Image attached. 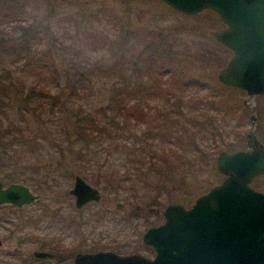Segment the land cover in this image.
Masks as SVG:
<instances>
[{
  "label": "rangeland",
  "instance_id": "obj_1",
  "mask_svg": "<svg viewBox=\"0 0 264 264\" xmlns=\"http://www.w3.org/2000/svg\"><path fill=\"white\" fill-rule=\"evenodd\" d=\"M221 23L212 10H204L196 16H185L171 10L159 0H0V75L3 73L2 68L8 65L13 56L9 51L10 46L21 45L27 38L32 43V48L39 51L44 60L59 68L67 69L73 66L72 69L76 68L78 71L82 65L93 62L119 63L118 65L124 68V78H115L116 75L95 76L88 81L86 89L91 104L97 107L109 101L115 82L123 83L126 89H134V81L137 87L140 85L137 95L143 104L146 117L139 120L130 118L126 122L121 119L129 125L121 134L130 141V133L143 130L148 124L147 119L156 115V109L162 106L163 102L172 110L177 105L186 103L184 98L177 99L180 88L174 80H168L167 75L164 77L167 80H157L152 76L157 63L173 57V67L177 69L188 71L189 67L190 71H206L209 75L217 76L220 65H216L214 61L197 62L196 58L202 44L214 46L209 31L222 27ZM2 42L4 47L1 46ZM230 55L231 53H226L224 56L228 59ZM190 63L193 69L189 66ZM142 65L149 66L152 77H146L145 74L135 75ZM202 65H205L204 69ZM24 75L26 84L38 80L32 74ZM58 80L67 91L66 83L70 78L61 73ZM58 80L50 76L48 82L51 91L57 87ZM15 81L18 82L14 78L13 83H10L7 78L0 77V161L10 164L9 172H19L12 177L25 181L40 195L36 202L27 204L30 209L26 210H36L37 219L33 220L39 226L45 227L47 233L61 236L68 243L87 237L104 242L117 240L130 246L126 252L135 251L152 257V251L142 246L140 234L147 227L163 221L162 208L171 202L189 206L196 196L222 178V174L215 168L216 153L215 158L208 163L201 159L181 171L184 176L182 173L177 176L174 173L169 181L165 180L166 185L156 188L144 185L140 175L134 179V183L128 180L124 181L121 187L102 188L106 183L98 168L100 164L108 163V148L104 145L96 146L93 150H97V153L82 156L81 152L82 157H78L76 148H79V143L73 142L72 152L66 150L61 153L57 147H52L51 154L48 153L49 142L44 136L48 135V129L57 134L58 128L47 127L45 121L59 118L49 120V105L40 98L28 100L25 95L27 86L21 91L16 87ZM158 81L162 83L159 87L162 102L155 98L146 103L145 99L143 100V97H146L144 87L153 86V83ZM195 91L197 90L192 88L182 89L185 98L204 94L203 90L197 93ZM222 98L220 103L216 104L221 106L222 110L211 108L210 111L218 116L220 127H225V141H232L225 142L223 149L245 148L246 134L251 127L250 109L244 102L245 91L229 88ZM191 101L186 103L185 110L189 108ZM39 102H42V106ZM256 103L258 112L260 110L262 114L261 120L256 121V134L264 143V94L256 98ZM223 109L229 112L225 119H221L225 114ZM181 117V121L186 120L188 123L185 116ZM62 118L63 124L70 128L69 117ZM25 139L31 140L30 145H36L37 150L33 151L30 145L28 147V144H24ZM221 139V134L215 140L209 137L203 144H221ZM157 140L163 142L164 147L170 144L168 140ZM120 157L122 159L116 161L120 172H123L125 166L132 171L134 168L128 156L122 154ZM43 161H51L52 165L48 167L41 164ZM31 165H41V174H44L38 176L36 173L32 174L29 168L26 172L21 169L22 166ZM12 167H15V170H12ZM4 170L8 172L6 168ZM77 173L96 185L102 195L99 201L90 202L81 209L75 208L74 198L68 192ZM28 174L34 179L29 178ZM3 175L0 173V179H5ZM43 179L49 183L43 182ZM56 179L58 186H53ZM50 184L51 187L48 186ZM251 185L264 190V175L255 177ZM43 205L47 207L49 214H55L56 218L42 214L40 208ZM57 208L60 210L59 214L53 213ZM136 230L140 234H137Z\"/></svg>",
  "mask_w": 264,
  "mask_h": 264
},
{
  "label": "trees",
  "instance_id": "obj_2",
  "mask_svg": "<svg viewBox=\"0 0 264 264\" xmlns=\"http://www.w3.org/2000/svg\"><path fill=\"white\" fill-rule=\"evenodd\" d=\"M214 43H212L214 46L201 45V50L198 49L197 51V62L200 60L214 61L216 65L220 66L226 62L227 57L224 55L226 53L230 54V51L216 41ZM1 46L4 47V42L1 43ZM32 46L28 38L21 45H11L9 51L12 52L13 56L9 59L8 65L2 68L3 73L0 77L7 78L10 83H13L14 78H16L18 82L15 81V84H17L18 89L24 91V86H27L25 95L28 100L40 98L41 101L43 100L44 103L49 105L48 113L51 116L49 120L55 117L59 118L45 121L47 127L54 126L56 129L58 128L56 130L58 131L57 134L54 130L48 129V135L44 136L49 142L48 153L51 154L52 147H57L61 153L66 150L72 152L73 142L79 143V148H76L78 157L81 156V152L82 156L97 153V150H93L96 146L104 145L108 148V163L100 164L98 168L107 185L102 184L104 185L102 188L110 187L114 189L121 187L123 182L128 180H132V183H134L135 178H139L140 175H142L144 185L153 188L166 185V181H169L170 176L174 173L176 176L179 175L182 173L181 171L201 159H205L208 163L209 160L215 158L216 153L225 147V142L232 143V141H225L223 138L225 127H220L221 123L217 122L218 116L210 111L211 108L221 109V106L218 107L216 104L220 103L219 101L223 99L225 91L231 87L225 86L215 75H209L206 71L194 70L192 63L189 65L193 69L192 71L189 67L188 71L173 67V57L170 60L156 64L152 76L157 80H163L166 79L164 77L167 75V79L174 80L180 88L179 95H176L178 96L177 99L182 100L184 98L186 103L192 101L189 103V108L186 107L188 108L186 110L184 109L186 103L179 104L172 110L169 107L167 108V104L163 102V105L156 109V115L147 119L148 124L146 127L139 133L134 131L133 134L130 133L131 140L127 141L128 139L123 138L121 133L123 129L127 130L129 125L123 123L121 119L126 122L130 118L139 120L146 117L143 104L140 103L141 101H139L137 95L140 85L137 87L134 81L132 82V85L135 84L134 89L131 87L126 89L123 83L115 82L109 101L97 107L91 104L86 89L88 81L95 76L116 75L115 78H124L125 72L122 65L119 66V63L93 62L82 65V68L78 71L76 68L72 69L73 66H69L67 69L59 68L54 63L44 60L39 51L33 49ZM4 56L6 55L4 54ZM148 67L142 65L135 75L143 76L145 74L146 77H152ZM202 68L204 69L205 65H202ZM61 73H65L66 77L70 78L66 83L67 91H65V86H62L58 80ZM24 74H32L38 80L35 82L32 80L29 84H26V75ZM50 76L58 80V85L53 91H51L48 82ZM161 85L162 83L158 81L154 82L153 86H145L144 95L146 97H143V100L145 99L148 103L149 100L156 98L162 102L161 90L159 89ZM183 88L195 89L197 90L196 93L203 90L204 94L185 98L183 96L184 92H182ZM235 89L244 92L242 89ZM169 94L167 95L169 96ZM258 97L259 95L256 98ZM6 104L9 105L8 102ZM40 106H42V102ZM223 111L225 114L221 119H225L229 115L228 111L224 109ZM62 116L69 117L71 121L70 128L63 124ZM181 116H185L188 123L186 120L181 121L183 120ZM261 118L262 114L257 109V119L261 120ZM220 134L223 143L205 142L203 144V141H207L209 137L215 140ZM133 135L135 138L132 139ZM158 138L164 141L168 140L170 144L164 147L163 142H158ZM24 141V144H28V147L32 142L29 139ZM104 146L102 149H104ZM232 147L233 145H231ZM30 148L36 151L38 147L30 145ZM122 154L128 156L134 171L125 166L123 172H120L116 161L122 159L120 157ZM39 166L41 165H31L30 167L33 168L30 169V172L43 175L44 173L41 174ZM181 166L186 167H182V169ZM182 176H184V173H182ZM28 177L32 179L31 174ZM51 179L53 180V177Z\"/></svg>",
  "mask_w": 264,
  "mask_h": 264
},
{
  "label": "water",
  "instance_id": "obj_3",
  "mask_svg": "<svg viewBox=\"0 0 264 264\" xmlns=\"http://www.w3.org/2000/svg\"><path fill=\"white\" fill-rule=\"evenodd\" d=\"M171 10L196 16L214 11L223 26L209 31L212 39L231 55L217 72L227 87L245 91L251 127L247 147L222 149L215 168L222 179L185 206L166 204L163 221L148 227L142 241L155 249L148 258L140 253L119 255L112 251L80 254L88 264H264V190L251 182L264 174V143L256 134V96L264 94V0H159ZM81 207L101 198L98 187L75 175L69 190ZM38 197L30 187L12 182L0 189V202L16 205Z\"/></svg>",
  "mask_w": 264,
  "mask_h": 264
},
{
  "label": "flooded vegetation",
  "instance_id": "obj_4",
  "mask_svg": "<svg viewBox=\"0 0 264 264\" xmlns=\"http://www.w3.org/2000/svg\"><path fill=\"white\" fill-rule=\"evenodd\" d=\"M0 160L2 159L0 158ZM42 163L48 167L52 165L51 161H43L41 162V164ZM4 168H6L8 172H6ZM12 168V170H15V167ZM27 168L31 169L33 167H21V169H23V172H26ZM9 171L10 164L5 162L2 163L0 161V173H3V176L5 177V179H0V189L6 188L12 182H21L26 184L25 181L23 182L12 177L13 175L18 174V171ZM37 175L40 176V174ZM75 175L73 177L72 186L68 189L69 194L74 198L75 208L81 209L90 202H97L89 201L83 204L81 207H77L75 205V196L69 191L74 185ZM262 175L264 174H260L255 177ZM28 176H30V174H28ZM83 178L86 180L85 177ZM33 179L34 177H32V180ZM42 181H46L47 183H49L48 180L43 179ZM28 186L30 187V185ZM48 186L51 187L52 184ZM53 186H58L57 179L55 185ZM30 189L32 192L38 195V197L32 202L24 203L22 205H16L7 201L0 202V264H88L86 262L79 263L78 261H76L77 256H79L80 254H88L99 251H112L119 255L138 253L135 251L126 252V250L130 246L128 247V244L123 242H117V240L115 242H104L101 240H91L87 237L81 239L77 238L76 240H74V242L68 243L61 236L47 233L45 227H42V225L39 226L38 223L33 220L37 217L36 210H26V208L30 207L27 204L36 202L40 198V195L37 192L33 191L31 187ZM40 209L42 214H48L49 217L56 218L55 214H49L46 206L43 205V207H41ZM59 211L60 210L57 208L53 213L59 214ZM144 231L141 232V234L138 230H136L135 232L137 234H140V241L142 243V246L146 249H150L153 253V256L148 257L146 255H142L148 258H153L155 256L154 247L142 241V234L144 233Z\"/></svg>",
  "mask_w": 264,
  "mask_h": 264
}]
</instances>
